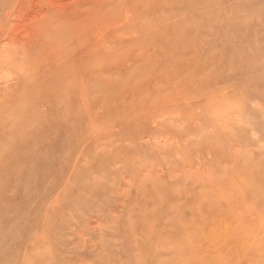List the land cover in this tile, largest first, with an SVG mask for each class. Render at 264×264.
<instances>
[{"label":"rangeland","instance_id":"374dc122","mask_svg":"<svg viewBox=\"0 0 264 264\" xmlns=\"http://www.w3.org/2000/svg\"><path fill=\"white\" fill-rule=\"evenodd\" d=\"M0 264H264V0H0Z\"/></svg>","mask_w":264,"mask_h":264},{"label":"bare ground","instance_id":"6f19581e","mask_svg":"<svg viewBox=\"0 0 264 264\" xmlns=\"http://www.w3.org/2000/svg\"><path fill=\"white\" fill-rule=\"evenodd\" d=\"M66 5V4H65ZM16 7V6H15ZM17 9V8H16ZM22 10V9H21ZM28 17H29V15H28Z\"/></svg>","mask_w":264,"mask_h":264}]
</instances>
